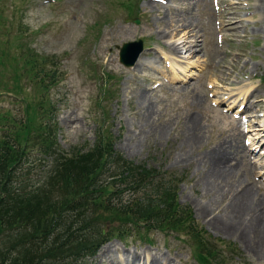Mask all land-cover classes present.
I'll use <instances>...</instances> for the list:
<instances>
[{
    "label": "rangeland",
    "instance_id": "obj_1",
    "mask_svg": "<svg viewBox=\"0 0 264 264\" xmlns=\"http://www.w3.org/2000/svg\"><path fill=\"white\" fill-rule=\"evenodd\" d=\"M139 39L140 62L126 66L120 48ZM42 67L58 69L47 88L34 76ZM101 124L127 159L177 175L179 202L228 255L223 264H264V0H0V138L22 135L14 184L47 183L60 196L49 183L54 153L87 151ZM245 189L259 215L250 231V208L237 209ZM93 217L97 239L110 217ZM19 232L0 236V248ZM99 247L69 261L146 264L153 253L162 264H201L183 229L141 228Z\"/></svg>",
    "mask_w": 264,
    "mask_h": 264
},
{
    "label": "trees",
    "instance_id": "obj_2",
    "mask_svg": "<svg viewBox=\"0 0 264 264\" xmlns=\"http://www.w3.org/2000/svg\"><path fill=\"white\" fill-rule=\"evenodd\" d=\"M28 60L26 64H35V59ZM42 68L36 69L34 76L47 88L54 83L58 69L46 72ZM21 137L16 133L0 138V236L10 230L20 231L17 242L4 241L7 248H0V264H73L69 260L95 255L107 238H123L141 228L185 230L194 241L195 256L201 264H223L225 259L221 258L228 256L195 223L191 208L179 202L177 175L164 177L143 163L127 159L114 148L102 124L87 151L54 153V175L49 183L60 192L57 198L47 183L36 188L14 184V168L22 154L17 150L22 148ZM53 145L55 140H50L47 149ZM105 175L110 179L104 180ZM125 193L139 196L122 202ZM101 213L110 217L107 223L111 225L106 233L100 230L95 239L90 237L93 232L89 227L94 226L93 216ZM13 250L20 253L21 260Z\"/></svg>",
    "mask_w": 264,
    "mask_h": 264
},
{
    "label": "bare ground",
    "instance_id": "obj_3",
    "mask_svg": "<svg viewBox=\"0 0 264 264\" xmlns=\"http://www.w3.org/2000/svg\"><path fill=\"white\" fill-rule=\"evenodd\" d=\"M158 2V1H157ZM167 3V2H166ZM171 4V3H170ZM159 5V4H158ZM151 7V6H150ZM153 7V6H152ZM175 7V6H174ZM162 8V7H161ZM172 9V8H171ZM169 10V9H168ZM167 16V15H166ZM180 16H182L183 18H185V19H187L184 15H182V14H180ZM172 17V16H171ZM181 21V20H180ZM179 21V22H180ZM174 22H176L177 24H175L173 27L175 28V29H179V28H187V27H189V24H187V20H185V21H182V23L180 24H178V21H174ZM190 32H193V31H190ZM162 35L163 36H168L169 37V35H170V32H168V31H164L163 33H162ZM175 45H177L176 43H172L171 45H169L168 47H169V49H172V50H174L175 51V49H177V47L175 46ZM173 51V52H174ZM181 50H179V52H180ZM141 59V58H140ZM139 59V60H140ZM138 60V62H140ZM222 147V146H221ZM232 148V147H231ZM223 155H225L226 156V154H223ZM228 155V154H227ZM222 156V155H221ZM228 161V160H227ZM235 161V160H234ZM224 162V161H223ZM225 163V162H224ZM223 164V163H222ZM216 165V164H215ZM218 165V164H217ZM217 169V168H216ZM210 174V173H209ZM226 174H228V173H226ZM233 174V173H232ZM230 179V178H229ZM252 193H251V189H245V191L240 195V196H238V204H239V206L237 207V209L240 211V212H243V211H245L246 209H249V210H246V211H249L250 212V214H249V216H251V213L253 214V218L252 219H250V220H248V221H246V223H245V231H250V228L252 227V225H253V223L256 221V223L255 224H257V221H259L258 220V213L256 212V211H254V208L253 207H255V205H254V200L252 201V199L249 197V195H251ZM221 196H216V201L220 198ZM247 198L249 199V202L251 203L252 202V207L251 206H249V204H248V202H247ZM213 199V198H212ZM236 202V201H235ZM219 203V202H218ZM232 203V202H231ZM237 203V202H236ZM259 206V205H258ZM257 208V207H256ZM236 210V209H235ZM230 211V210H229ZM232 212V211H231ZM228 213V212H227ZM227 215V214H226ZM228 216V215H227ZM263 218V217H262ZM243 226V225H242ZM248 233H250V232H248ZM152 254L153 253H149L148 255L147 254H145V256H146V258H145V256H144V258H143V261L146 263V264H162L161 263V261H160V263H158V261L156 262V261H154L153 260V256H152ZM157 254V253H156ZM107 255V254H106ZM158 255V254H157ZM135 256V254L133 255L132 254V256L131 257H134ZM143 256V254L142 255H138V257H142ZM135 258L136 257H134V259H132L131 261H128L126 264H134L136 261H133V260H135ZM163 259V258H162ZM140 260V259H139ZM158 260V259H157ZM142 261V262H143ZM171 261V260H170ZM164 262H166L165 260H164ZM140 262L138 261V264H139ZM122 264V263H121ZM165 264H167V262L165 263Z\"/></svg>",
    "mask_w": 264,
    "mask_h": 264
},
{
    "label": "water",
    "instance_id": "obj_4",
    "mask_svg": "<svg viewBox=\"0 0 264 264\" xmlns=\"http://www.w3.org/2000/svg\"><path fill=\"white\" fill-rule=\"evenodd\" d=\"M140 23V20H136ZM144 49V42L142 39L125 42L120 49V59L126 66L134 65Z\"/></svg>",
    "mask_w": 264,
    "mask_h": 264
}]
</instances>
